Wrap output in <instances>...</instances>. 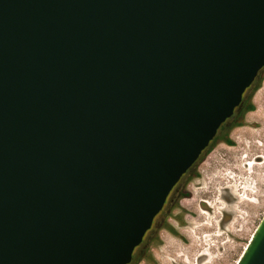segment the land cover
<instances>
[{
    "label": "water",
    "instance_id": "1",
    "mask_svg": "<svg viewBox=\"0 0 264 264\" xmlns=\"http://www.w3.org/2000/svg\"><path fill=\"white\" fill-rule=\"evenodd\" d=\"M263 67L264 0H0V264H129Z\"/></svg>",
    "mask_w": 264,
    "mask_h": 264
},
{
    "label": "rangeland",
    "instance_id": "2",
    "mask_svg": "<svg viewBox=\"0 0 264 264\" xmlns=\"http://www.w3.org/2000/svg\"><path fill=\"white\" fill-rule=\"evenodd\" d=\"M254 84L234 124L168 195L129 264H234L240 257L264 214V70ZM248 103L253 108L243 110Z\"/></svg>",
    "mask_w": 264,
    "mask_h": 264
},
{
    "label": "trees",
    "instance_id": "3",
    "mask_svg": "<svg viewBox=\"0 0 264 264\" xmlns=\"http://www.w3.org/2000/svg\"><path fill=\"white\" fill-rule=\"evenodd\" d=\"M262 70H264V67L259 71V73H258V75L260 74V72H262ZM258 75H257V77H258ZM257 77H256V79L253 81V83L245 90V92H244V94H243V97H242V101H241V104L238 106V107H236L235 108V110H234V113H233V115L230 117V118H228L224 123H222L221 125H220V127L218 128V130H217V134L215 135V137L212 139V141L211 142H213V141H215L217 138H218V133L220 132V131H222V130H224V129H228V128H230V127H228V122L229 121H231V125L232 124H234V121H233V117L235 116V112L237 111V110H239V109H241L242 107H243V104H244V100H245V93H246V91L249 89V88H251L252 87V89H254L257 85L256 84H254L255 82H256V80H257ZM253 108V105L252 104H250V103H248L247 105H246V107L243 109V110H249V109H252ZM224 140L226 141V142H228V143H231V140L230 139H228L227 137H224ZM177 185V184H176ZM176 185L172 188V190L170 191V193L172 192V191H175V187H176ZM169 193V194H170ZM188 194V192L187 191H185L184 189L182 190V191H179V195L180 196H186ZM167 199V198H166ZM159 214V213H158ZM157 214V215H158ZM156 215V216H157ZM155 216V217H156ZM155 219V218H154ZM150 230V229H149ZM149 230H147V231H149ZM146 231V232H147ZM142 241H143V239H142ZM141 244V243H140ZM139 247V245L136 247V248H138ZM135 248V249H136ZM134 249V250H135ZM134 253V252H133ZM132 259H133V256H132Z\"/></svg>",
    "mask_w": 264,
    "mask_h": 264
},
{
    "label": "flooded vegetation",
    "instance_id": "4",
    "mask_svg": "<svg viewBox=\"0 0 264 264\" xmlns=\"http://www.w3.org/2000/svg\"><path fill=\"white\" fill-rule=\"evenodd\" d=\"M153 221H154V220H153ZM141 244H142V242H141ZM141 244H139V246H140ZM141 251L145 252V250H144V249H141Z\"/></svg>",
    "mask_w": 264,
    "mask_h": 264
},
{
    "label": "bare ground",
    "instance_id": "5",
    "mask_svg": "<svg viewBox=\"0 0 264 264\" xmlns=\"http://www.w3.org/2000/svg\"><path fill=\"white\" fill-rule=\"evenodd\" d=\"M239 259V258H238ZM238 259L234 262V264H236V262L238 261Z\"/></svg>",
    "mask_w": 264,
    "mask_h": 264
}]
</instances>
